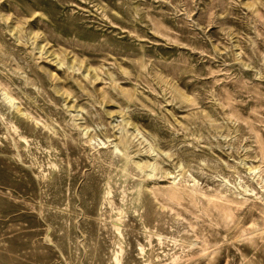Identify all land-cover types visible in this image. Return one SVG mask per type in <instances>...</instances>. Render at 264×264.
Here are the masks:
<instances>
[{"label": "rangeland", "instance_id": "374dc122", "mask_svg": "<svg viewBox=\"0 0 264 264\" xmlns=\"http://www.w3.org/2000/svg\"><path fill=\"white\" fill-rule=\"evenodd\" d=\"M0 264H264V0H0Z\"/></svg>", "mask_w": 264, "mask_h": 264}]
</instances>
